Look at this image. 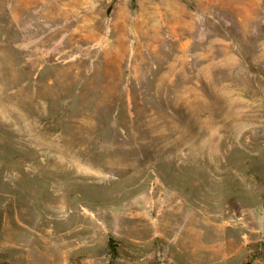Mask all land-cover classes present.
Instances as JSON below:
<instances>
[{"label":"rangeland","instance_id":"rangeland-1","mask_svg":"<svg viewBox=\"0 0 264 264\" xmlns=\"http://www.w3.org/2000/svg\"><path fill=\"white\" fill-rule=\"evenodd\" d=\"M0 264H264V0H0Z\"/></svg>","mask_w":264,"mask_h":264}]
</instances>
